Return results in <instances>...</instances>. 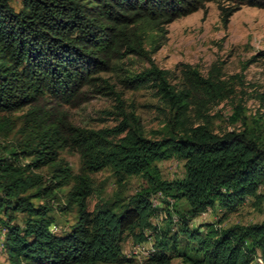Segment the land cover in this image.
I'll list each match as a JSON object with an SVG mask.
<instances>
[{
    "label": "trees",
    "instance_id": "trees-1",
    "mask_svg": "<svg viewBox=\"0 0 264 264\" xmlns=\"http://www.w3.org/2000/svg\"><path fill=\"white\" fill-rule=\"evenodd\" d=\"M209 3L224 26L242 7L264 9V0H0V237L7 264H125L132 262L122 252L126 235L138 244L153 239L144 264L175 258L181 264H264V220L220 227L248 198L263 200L258 122L249 126L236 104L230 121L241 129L217 133L212 127L210 111L232 99L238 77L225 80L215 66L202 75L181 64L176 78L153 60L169 25ZM132 61L146 66L139 72L123 67ZM141 89L163 106L156 139L126 110L124 92ZM90 95L114 104L117 125L93 129L70 121L65 107ZM63 152L79 156L77 174ZM171 158L183 162V177L163 180L157 164ZM45 168L47 178L39 172ZM106 168L118 191L89 211L91 176ZM131 176L144 186L125 198L121 189ZM63 188L57 209H74L75 221L57 235L50 202ZM156 195L163 207L153 205ZM214 208L223 212L220 220L190 228ZM162 211L163 225L153 224Z\"/></svg>",
    "mask_w": 264,
    "mask_h": 264
},
{
    "label": "rangeland",
    "instance_id": "rangeland-1",
    "mask_svg": "<svg viewBox=\"0 0 264 264\" xmlns=\"http://www.w3.org/2000/svg\"><path fill=\"white\" fill-rule=\"evenodd\" d=\"M16 5V4H15ZM15 7H18V3ZM155 65L162 70L171 71L173 76L179 77L181 64L196 68L202 75L210 69L219 67L220 75L225 80L232 79L234 96L217 105L210 111L213 130L217 133L241 129V124L232 125L230 117L234 106L240 104L249 126L257 121L264 137V102L259 100V95L264 93V9L242 7L223 25L219 12L214 3L206 5L205 10H199L191 15L180 18L168 27V35L164 45L153 56ZM146 65L143 62H127L123 67L131 72H139ZM107 77H110L108 75ZM115 81V80H113ZM174 82H177L176 80ZM83 103L74 108L65 107L70 121L78 126L93 129L111 128L117 125L118 120L112 112L113 103L102 97L90 95L83 99ZM127 112L139 119L144 135L149 139H156L158 132L164 124V110L150 90H132L124 92ZM16 114L15 116H18ZM61 157L69 164L74 174L80 167L79 156L76 153H61ZM163 180L172 181L183 177V162L171 158L157 164ZM45 178L48 170L39 171ZM95 193L88 199V210L92 211L97 204L111 201L118 187L110 168L91 176ZM144 186V182L136 176L126 177L124 187L121 189L125 198L135 194ZM67 188L57 192L58 201L50 202L51 215L54 217L53 231L57 235L66 233L75 221V211L71 209L60 213L58 205L64 204V195ZM263 200L258 204L253 198H248L235 212L225 215L220 227L226 228L234 224L249 225L264 220V186L259 189ZM152 199L153 205L163 207L161 196ZM44 202H36V204ZM179 209L185 210L183 202L178 203ZM220 210L214 208L199 216L190 223L194 229L201 224L215 223L222 218ZM165 212L151 221L155 225H163ZM18 217V223H20ZM172 227V232L176 231ZM146 233L145 235H147ZM145 243H136L133 236L126 235L122 244L124 256L131 260L125 264H144L142 260L148 259V250L153 249V239L147 238ZM0 237V264H7L1 249ZM181 246L184 239L180 238ZM256 262L261 264L258 259ZM172 264H181L175 258Z\"/></svg>",
    "mask_w": 264,
    "mask_h": 264
},
{
    "label": "built area",
    "instance_id": "built-area-1",
    "mask_svg": "<svg viewBox=\"0 0 264 264\" xmlns=\"http://www.w3.org/2000/svg\"><path fill=\"white\" fill-rule=\"evenodd\" d=\"M156 196H161V195H156ZM153 199H154V197H153ZM168 200V199H167ZM169 201V200H168ZM155 205V204H154ZM143 262H145L146 260H142Z\"/></svg>",
    "mask_w": 264,
    "mask_h": 264
}]
</instances>
